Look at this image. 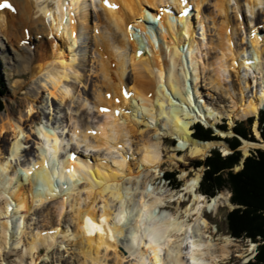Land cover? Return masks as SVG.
I'll return each instance as SVG.
<instances>
[{
    "label": "bare ground",
    "instance_id": "bare-ground-1",
    "mask_svg": "<svg viewBox=\"0 0 264 264\" xmlns=\"http://www.w3.org/2000/svg\"><path fill=\"white\" fill-rule=\"evenodd\" d=\"M10 1L19 9L20 16L29 15L30 11L21 9L19 3L26 2L30 8V0ZM35 1L39 8V2L44 0ZM48 1H51V7L45 4L39 11L45 18L51 19L46 33L58 36L53 37L55 41L51 51L44 53L41 63L32 72L36 76L45 73L51 87H43L50 96L59 100L60 106L68 101L70 118L62 131L54 127H39L36 130L39 142L32 150L25 146L31 135L25 131L24 124L31 126L37 121L35 114L38 110L34 104L27 102L28 114L25 118L23 115L16 119L11 114L1 113L0 203L5 200L6 206L0 204V252L8 249L12 235L19 231L21 236L31 237L24 253L20 254L19 264H23L26 256L33 258L31 264H36L34 257L43 247L50 250L60 239H69L70 242L71 236L79 245L77 252L81 258L77 260L80 264H109L110 250L118 259L119 242L135 257L137 264H219L220 259H225L222 255L229 251L232 239L227 236L222 253L217 258L211 252L215 247L212 238L205 234L215 227L205 218L204 212L216 211L220 203L231 207L232 204L226 192H220L209 200L197 192L203 176L202 168L196 169L192 176L184 171L181 190L162 197H152L154 190L150 187L136 199L127 181L139 177L144 170L160 177L159 172L165 162V135L173 137L177 143L181 142L178 151L187 152L192 159L206 158L212 149L219 146H223L225 154H229L224 141L195 139L192 126L203 121L210 125V121L215 127L218 122L215 121L221 120L218 118L221 116L228 117L231 125L236 120L258 117L264 107V86L258 90L257 81H253L256 92L246 96L244 89L251 87L252 82L244 75L240 76L242 69L251 67L264 73V40L258 23L252 24L254 26L248 30V47L245 49L235 41L234 36L238 32H227L231 24L226 10L233 0ZM237 1L253 13L263 5L264 0ZM211 2L224 17L222 21L207 13L206 5ZM170 3L176 17L174 10L166 11ZM189 5H193L197 13L195 22L189 21L188 17L186 21L180 15ZM146 7L152 10L151 17L145 13ZM11 13L9 9L0 10V28H8ZM150 19L159 20L160 27H165L167 33L156 37L154 29L145 26L151 23ZM211 27L215 39L208 35ZM201 29L202 39H197L196 32ZM37 33L41 34L42 29H37ZM85 34L88 35L87 45L92 53L89 69L85 64H81V68L76 65L74 52L78 40ZM139 38L143 43L146 39L148 43L142 47ZM215 49L221 53L211 57V60L205 59ZM42 50L45 49L42 47ZM21 58H30V51ZM238 59L236 65L235 60ZM202 67L211 72L208 85L212 89L229 96L232 102L235 97L241 96L237 109H198L202 102L196 100L195 95ZM226 67L232 68L238 77V93L235 88L231 91L230 87L223 85L221 78L223 72L228 73ZM181 68L183 75L179 73ZM71 80L83 84L85 90L90 87L91 94H85L91 99L89 102L93 109L96 108L93 114H81L80 117L72 114L77 86ZM36 99V94L32 93L28 101L35 103ZM202 106L207 107V102ZM104 108L109 111L102 113ZM79 111L75 110L76 113ZM139 116L142 120L138 119ZM162 121L163 127L160 126ZM257 126L256 123L258 140L256 143L244 141V156H248L254 148L264 150V141ZM215 128L225 135V130ZM9 133L12 137L8 136ZM134 152L138 156L135 157ZM22 153L30 158L22 164L23 169H17L15 161L21 158ZM72 155L76 156L75 160L71 159ZM170 160L178 166L184 161V156L176 152ZM134 166L138 169L135 170ZM61 183L67 186L63 191L67 197L65 199L63 194V199L57 200L60 195L56 187ZM82 191L85 193L84 203ZM185 200L189 201L188 205L181 207ZM48 202L53 203L46 205ZM172 203H177V211L167 212L166 208ZM67 206L71 209L74 224L71 230L65 226L60 228ZM51 207L60 219V224L56 226L58 229L47 231L44 236L43 231L47 228L38 227L36 233L27 232L30 225L27 223L26 226V218L35 215L28 213L35 209L46 212ZM182 215L185 218L181 220ZM15 216L20 217L19 223L14 222ZM121 217L123 223L120 222ZM20 244L19 240L15 246ZM156 249H160L159 253ZM252 249H255L254 244ZM13 250L14 247L11 248Z\"/></svg>",
    "mask_w": 264,
    "mask_h": 264
},
{
    "label": "rangeland",
    "instance_id": "rangeland-1",
    "mask_svg": "<svg viewBox=\"0 0 264 264\" xmlns=\"http://www.w3.org/2000/svg\"><path fill=\"white\" fill-rule=\"evenodd\" d=\"M231 2L232 3L229 4L228 9L226 10L227 16L229 17L227 18L228 20H230L229 23L231 24L227 31L228 34L231 33L232 30L234 32L236 31L235 33L238 32L234 36L235 41L237 43L239 42L238 45L240 47L246 49V47H248L247 42L249 39L248 30L252 29L251 28L252 24L255 25L256 23H258V27L261 31V35L263 36L262 39L264 40V1H263V5L256 8L253 13H251L250 11H247L245 5L241 3L240 5L239 1L233 0ZM29 3L31 5L30 8L27 6L26 2L19 3V7H21V9L30 11L28 16H27V13H25L24 17L20 16V13H18L19 9L18 10L16 9V11H12L11 15H9L8 28L7 29L0 28V74H1V86H2L1 89L3 91L2 100L4 104L3 109L0 110V117H1V113L3 112V113L11 114V116H13L16 119H18L20 116H23V115H24L23 117L25 118L27 117V114H28V108H27L28 103L30 102L34 104L36 111L38 110L37 113L35 114L37 116L36 118L37 121L33 123L31 126L28 123L24 124V126H26L25 131L29 135H31L30 138L27 140L28 143H26L25 146L27 149L35 150V148H37L36 143L39 142V139H38L39 137L36 134V130L39 127H54L57 130L59 129V131H62L69 122V118H70L69 115L71 111H69L67 108L68 101L63 106H60V103L58 102L59 100L57 101L56 98L50 96L48 90L43 87L44 85H47L49 89L51 87V84H49V82L47 81V78H45L46 75L44 72L41 74H38L37 76L33 75L32 69L41 63L40 59L41 57H44L45 55L44 53L48 54L51 51V47L53 46L52 42L55 41L53 37L57 38L58 35L56 33H53L52 35L54 36H51L46 33L47 28H49V25L51 23V19L50 17L45 18L44 14H42V12L39 11V8H41V6H44L45 4L51 7V1H48V0L40 1L39 8L36 6L35 0H30ZM212 3L213 2L206 5L207 13L211 14L212 16H216L217 21H222L224 17L222 16V14L216 11ZM209 22H211V19H209ZM37 29H42V33L41 34L37 33ZM213 31L214 29L212 28L208 35H211V37L214 36L213 38L215 39V35H214L215 32ZM136 33L137 35H139L138 32ZM201 34H202V29L196 32L197 39H202ZM60 39L61 38L59 37L58 40L61 41L62 39L61 40ZM58 40L56 39L57 42H59ZM87 41L89 42L88 35L87 34L82 35L81 38L78 40V45L76 46V50L74 52L76 55L75 56L76 63H77L76 65L80 66L81 64L82 65L85 64L86 67H88L89 69L90 64H91L90 58L92 57V53H90L89 51V47H88L89 45H87L88 44ZM144 41L146 43H143L141 39L139 38L138 42H140L142 47H144L148 43L146 39H144ZM262 43H264V41ZM42 47L45 50H42ZM28 50L30 51V58H27V59L21 58L22 55H26V52ZM217 53L220 54L221 52L218 49H215L211 51L205 59L211 60V57L216 56ZM205 59L203 61H205ZM235 61L237 62L236 65H238L239 59ZM25 65H27V67H25ZM226 70L228 71V73L223 72L224 74L223 77H225L226 79H224L223 77L221 78L223 80L222 81L223 85L230 87L231 91H233L235 88V90L238 93L239 88H240V85L238 84V77H236V74L234 70H232V68L228 69V67H226ZM260 71L259 69L255 67L244 68L241 70L240 76L242 77L244 75L247 80L249 79L252 82L251 87H248L249 89L248 88L247 90L244 89L246 96H251L253 93L256 92V88H255L256 85H254L255 82L253 81L255 80L257 81L258 90L260 87L264 86V79H263L264 73H261ZM200 72H201V75H200L201 78L199 81L198 93L195 95L196 96L195 98L196 100H199V102H202V104L207 102V107L203 108L201 104L200 108L195 106L196 108H198L199 110L201 109L202 111L206 109L211 110V109H216V108L222 109L224 111H233V108L237 109L240 106V104L238 103V99L240 100L241 96L239 98L235 97L234 98L235 103L232 102V99H230L229 96L225 95L224 93L220 91L212 89V87L208 85L209 83L208 78L211 75L210 70H203V67H202ZM87 73L89 74V71ZM179 73L182 75L184 74V71L182 68L179 69ZM71 82L77 86V89H76L77 95H75L76 103L73 106L74 111L72 112V114L77 117H80L81 114L83 116L91 112L93 114L96 111V108L93 109V105L90 103L91 99H89V97H87V95L85 94L86 92L91 94L90 87H87L85 90L83 84H79L78 82H75L73 80H71ZM32 93L36 94V97H37L36 99L37 101H35V103L32 101H28L29 95ZM75 110H80V111L76 113ZM223 117L222 116L218 117L222 119L215 121V122L218 121L215 124V127L219 125V128L221 130H225V132L223 131L225 135L220 134L221 133L220 131H219L220 133H218V131H216V128L212 127V122L209 121L210 125H207L203 121V123L206 126L213 128L211 129L213 130V132H215L214 135L216 134L222 139L224 138L229 139V138L234 137L235 134L234 132L232 133L233 131L232 129L240 122H242L245 127H249V122L247 119L246 120H236V122H234V124L231 125L230 119L226 116H223ZM253 118L255 120L254 122L252 121L250 129L253 132L254 138L255 137L258 138L256 135V131H255V125L256 123L258 124L257 119L259 118V115L258 117L256 116ZM138 119L142 120L141 116H139ZM150 121L152 124L155 123L152 120H149L148 122ZM160 123L162 124L160 126L163 127L164 121ZM257 130L260 133L259 127H257ZM8 136L12 137V133H9ZM163 140H164V160L165 162L163 163L161 171L159 172L160 177L157 178L155 173L149 170H144L139 175V177L132 178L131 180L127 181L128 185L131 187L132 195L136 199L143 196L144 195L143 193H145L147 188H150V187H152L154 190V192L151 193L152 197H162V196H166L170 192L181 190V188L184 185V180H182L181 178L182 173H184V171L190 172L192 176L194 174V171L198 168H202L203 173H204L205 167L201 166L197 168L196 162L204 161L208 156H210L211 152L214 149H218L224 156L232 153L231 148L229 144L227 143L226 149H229L230 151L229 154H225L224 147L219 146V147L212 149L209 152L208 156H206V158L192 159L188 157L187 152L181 151V150L178 151V147L182 145L181 142L179 143L173 142V137L166 136V135L163 137ZM239 140L241 142V146L239 147V150L242 153V160H241L242 162L245 157L242 147L244 145V141H249V140H246L240 137H239ZM66 141L68 142V140ZM134 148H136V145H134ZM257 149H260V148L251 149L248 156H250V154ZM176 152L178 153V155L184 156V161H185V162L183 161L181 163H178V166L172 163V161L170 160V158L174 157V154H176ZM136 156H138L137 153H135V157ZM20 157L21 158L15 161V165L17 169L19 168L23 169L22 164L26 163L28 158H30V157H27L23 153ZM175 159L178 160L179 157H175ZM241 162L239 166H236L234 168L235 172L240 171L243 168L241 166ZM133 168L135 170L138 169L136 168V166H134ZM162 173L163 174H170V173L174 174V179L176 180V182L180 183L179 186L173 183H172L173 187L168 186L166 183L163 184V181L161 178ZM65 186L66 184L64 183H61V185L59 186L57 185L56 192L58 191L57 193L60 195L57 200H61V198L63 199V194H65L64 197L66 199L67 194L63 192L64 189H66L67 187ZM223 192H226V194L230 198L231 196L230 190L225 189L221 191V193ZM81 195H82L81 197H83L82 200L84 203L85 193L83 192ZM204 196L207 199H209L207 195H204ZM145 197H146V194H145ZM55 200L53 199V201ZM50 203H53V202H48L46 205ZM188 203L189 201L185 200L182 203L181 207H186ZM0 204L2 206H6L5 200H2ZM223 204L220 203L218 205L219 208H217L216 211H213V212L205 211L204 212L205 218H207L210 221L211 225L215 227V229L210 228V230L205 233L207 236H210L212 238V242L215 246L213 247V249H211V252H213L215 255L218 256L217 258H219L220 254L222 253L221 251L222 246L226 244L225 240L227 239V236H229L232 239V244L228 246L229 251L228 252L225 251V255H222L225 257V259H220L219 264H248L249 261L255 260L254 258H255V255L258 253V247L260 243L254 242L252 241V239L235 238L229 232L227 215L232 210V207L227 204L225 205ZM70 210L71 209L68 206L65 208L64 214L62 216L63 218H61V220L58 218L57 211L52 207L50 208V210L46 212H42V210L36 211V209L33 211H30L28 214L35 213V215H31L28 218H26V226H27V223L30 225L27 232L34 231V233H36L38 227L41 229L47 228V230L43 231L42 235L44 236L47 233V231L50 232L51 230L58 229V227L56 226L60 224L59 220L61 221L60 228L65 226V227H68L70 230L74 229V224L71 221L72 214H70L71 213ZM166 210L167 212L177 211V203L169 204ZM184 218H185V215H182L181 220ZM16 221L19 223L20 221L19 216L14 217V222ZM22 226L23 224L21 225V227ZM18 232L19 231L15 233V236L12 235L11 241L9 240L8 249L5 248L2 250V252H0V264L2 263L19 264L20 254L24 253L27 245L29 244L31 240V237H23L20 235V232L19 234ZM19 240L21 241V244L19 247H17L15 246V244ZM253 244L255 245V249H252ZM13 247L15 250L11 251V248ZM78 247L79 245L77 244V241L73 239V236H71L70 242H69V239H65L64 241L60 239L50 250H47V248L43 247L41 249L42 251L39 254L35 255L34 262L36 264H80V262L77 260L78 257L81 258V255H78V252H77ZM117 253L119 256L118 259H117V256H115L113 250H110L108 254L109 264H117V263L118 264H137V260L135 259V257L131 255L128 252V250L124 248V245L122 242L118 243ZM207 260H209V262H212L211 258H208ZM32 262H33V258L30 256H26L23 264H31Z\"/></svg>",
    "mask_w": 264,
    "mask_h": 264
},
{
    "label": "trees",
    "instance_id": "trees-1",
    "mask_svg": "<svg viewBox=\"0 0 264 264\" xmlns=\"http://www.w3.org/2000/svg\"><path fill=\"white\" fill-rule=\"evenodd\" d=\"M1 88L0 74V110L4 106ZM248 122L249 127H245L242 122L238 123L233 128L236 136L226 139L232 150L231 154L224 156L218 149H214L204 161H197L196 167L206 168L200 183L202 194L215 197L225 189L230 190L231 203L238 208L227 215L228 230L235 238H247L259 242L256 258L249 264H264V151L261 149L253 151L244 160L243 168L237 172L234 170L242 160L239 137L257 142L250 129L252 119ZM259 130L264 140V112L260 116ZM194 136L201 141L220 139L214 135L211 128H205L199 123L195 127ZM165 176L179 186L180 183L176 182L174 174H165Z\"/></svg>",
    "mask_w": 264,
    "mask_h": 264
},
{
    "label": "snow or ice",
    "instance_id": "snow-or-ice-1",
    "mask_svg": "<svg viewBox=\"0 0 264 264\" xmlns=\"http://www.w3.org/2000/svg\"><path fill=\"white\" fill-rule=\"evenodd\" d=\"M105 2L107 3V0H105ZM109 6H110V7H115V5H109ZM11 7H12V6H11V4L8 3V0H3V2L0 3V8H11ZM125 95L128 96L129 94L126 92ZM117 102L119 103V101H117ZM108 111H109V110H108L107 108L101 109V112H102V113H106V112H108ZM95 134H96V133H93V135H95ZM53 159H54V157H53ZM71 159L75 160V159H76V156H75V155H72V156H71ZM46 166H48V165L46 164ZM120 222L123 223V217H121ZM150 239H151V238H150ZM159 251H160V249H156V252H157V253H159ZM157 262H158V257H157Z\"/></svg>",
    "mask_w": 264,
    "mask_h": 264
},
{
    "label": "water",
    "instance_id": "water-1",
    "mask_svg": "<svg viewBox=\"0 0 264 264\" xmlns=\"http://www.w3.org/2000/svg\"><path fill=\"white\" fill-rule=\"evenodd\" d=\"M246 157H247V156H245L244 159H245ZM244 159H243V161H244ZM243 161L241 162V166H242V167H243ZM240 169H241V168H240Z\"/></svg>",
    "mask_w": 264,
    "mask_h": 264
}]
</instances>
